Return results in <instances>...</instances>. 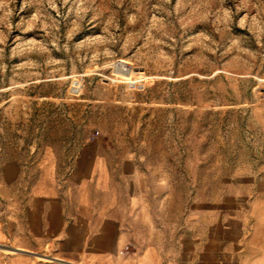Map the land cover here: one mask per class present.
<instances>
[{
	"label": "rangeland",
	"instance_id": "obj_1",
	"mask_svg": "<svg viewBox=\"0 0 264 264\" xmlns=\"http://www.w3.org/2000/svg\"><path fill=\"white\" fill-rule=\"evenodd\" d=\"M87 144L173 245L195 252L236 218L248 233L264 0H0V196L65 182Z\"/></svg>",
	"mask_w": 264,
	"mask_h": 264
},
{
	"label": "crops",
	"instance_id": "obj_2",
	"mask_svg": "<svg viewBox=\"0 0 264 264\" xmlns=\"http://www.w3.org/2000/svg\"><path fill=\"white\" fill-rule=\"evenodd\" d=\"M2 172L1 184H12L6 174L16 168ZM111 186L106 157L87 144L65 182L40 180L29 196H0V264H264L260 191L251 192L248 233L236 218L193 252L146 226L140 200L115 196Z\"/></svg>",
	"mask_w": 264,
	"mask_h": 264
},
{
	"label": "built area",
	"instance_id": "obj_3",
	"mask_svg": "<svg viewBox=\"0 0 264 264\" xmlns=\"http://www.w3.org/2000/svg\"><path fill=\"white\" fill-rule=\"evenodd\" d=\"M74 89H75V90H77V89H78V87H76V86H75V87H74Z\"/></svg>",
	"mask_w": 264,
	"mask_h": 264
},
{
	"label": "bare ground",
	"instance_id": "obj_4",
	"mask_svg": "<svg viewBox=\"0 0 264 264\" xmlns=\"http://www.w3.org/2000/svg\"><path fill=\"white\" fill-rule=\"evenodd\" d=\"M74 90V89H73ZM78 90V89H77Z\"/></svg>",
	"mask_w": 264,
	"mask_h": 264
}]
</instances>
